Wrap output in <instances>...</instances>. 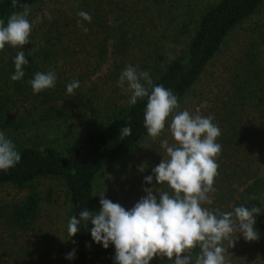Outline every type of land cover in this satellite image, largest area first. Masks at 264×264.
I'll return each instance as SVG.
<instances>
[{
  "label": "trees",
  "instance_id": "obj_1",
  "mask_svg": "<svg viewBox=\"0 0 264 264\" xmlns=\"http://www.w3.org/2000/svg\"><path fill=\"white\" fill-rule=\"evenodd\" d=\"M51 1L54 0H18L17 8L13 9L12 0H0V19L6 22L13 11H22L20 4L26 3L32 9ZM107 2V0H85L84 10L87 9V13L92 17L91 22H86L87 27L94 23L101 26L100 18L103 13L100 15L97 11H100L101 4ZM263 3L264 0H217L200 13L193 20L192 25L185 22L175 24L172 28L174 30L172 38L165 36L163 41L147 42V46L154 47V50L136 59L138 70L147 71L154 84H162L170 89L178 97V103L182 102L198 84L206 68L218 56L228 35L255 14ZM90 9H93V13L89 11ZM65 19L64 25H68L69 21ZM57 24L58 21L54 25ZM50 31L54 33L51 38H56L58 41L68 34L60 32L58 26ZM103 31L113 39V58L117 63L113 62L112 68L100 78L105 85L112 84L118 87L117 80L123 68L120 65L124 55L122 52L128 48L130 39L124 28V22L113 28L108 26ZM90 33L94 34L91 30L84 33L85 38L90 37ZM257 34L258 52L252 50L254 53H247L249 57L240 61L242 67L234 73L230 88L223 95L216 96L217 102H212L207 113L202 114L204 117L209 115L214 117L212 122L221 130L216 142L222 146L216 158L219 167L213 185L215 192L209 194L212 203L202 206L210 210L219 209L221 212L233 211L238 206L249 209L253 206L259 207L261 212L256 217L254 227L263 235L264 28L258 30ZM35 45L29 43L11 51L1 70L4 73H0V81L2 78L9 80L13 89L21 93L24 87L29 86L28 89L32 90L29 81L34 78L35 73L41 72L39 59L50 55V47L39 45H37L38 50L30 54L31 49L37 48ZM106 47L104 42L103 50ZM5 49L10 50L11 46L6 45L0 50V55ZM19 51L25 52L28 63L23 66L24 77L13 82L10 77L15 72L14 58ZM99 54L98 58L103 61L105 59L103 52L100 51ZM59 85L61 86L49 92L46 89L40 94L50 99L49 101L56 100L62 96L61 92L66 93V85L63 86L61 83ZM56 93L58 97L52 99ZM31 94L29 93L30 96L35 97L33 93ZM90 96L84 98H90L92 102L93 98ZM129 96L121 103L105 101L103 106L99 104L104 111L102 113L99 111L100 108L97 109L94 125L89 129L76 131L65 145L54 142L29 145L14 143L21 160L13 168L0 171V186L30 187V191L18 201L0 205V226L8 230L10 237L16 241L23 234L29 235L35 231L40 196L34 188V183L41 179H56L62 182L68 207V222L72 216L79 218V213L85 209L98 214L95 179L105 169L126 157L147 135L144 127L147 98L139 99L135 105H129ZM93 97L102 96L95 94ZM224 97L227 99L224 100ZM5 114L8 117L12 116L11 107H7ZM0 122L4 126H14V121L6 118L5 115L0 116ZM125 126L131 128V135L121 140L120 129ZM164 156L166 158V153ZM155 184L159 192L167 191L172 194L167 184L158 185L156 180ZM252 196L256 199H251ZM90 228V223L87 228L82 224L75 236L68 235L64 251L62 250L64 254L58 259L59 264H115L114 245L110 244L105 249L102 244L95 243ZM33 245V249L18 248L15 252L17 259L13 258V264H35V260L39 258L37 255L39 246L37 243ZM73 249H75V257L71 260L66 259L67 254ZM199 251L197 246L192 250V255L195 256ZM42 253H45V250ZM7 256L12 258L13 254ZM150 264H174V258L168 260L166 257L157 256L150 261Z\"/></svg>",
  "mask_w": 264,
  "mask_h": 264
},
{
  "label": "rangeland",
  "instance_id": "obj_2",
  "mask_svg": "<svg viewBox=\"0 0 264 264\" xmlns=\"http://www.w3.org/2000/svg\"><path fill=\"white\" fill-rule=\"evenodd\" d=\"M107 1L101 4L100 11H97L100 15L103 13L100 18L101 26L90 23L91 25L87 27V21L83 22L84 26L94 33L92 35L90 33L88 38H85L84 32L78 26L77 22L80 18H75L78 12H87L83 7L85 0H54L31 9L28 19L35 21L39 15L42 21L33 23L29 43L50 47V55L39 59V67L41 72L46 73L51 70L56 75L55 86L47 89L48 92L61 86L60 83L65 86L73 80H78L80 87L75 90L73 96L61 92V97L49 101L50 99L40 93L32 97L33 91L28 89L29 86L24 87L21 93L13 89L9 80L2 78L0 116L5 115L6 118L13 120L14 126H4L0 122V131L16 145L52 142L65 145L76 131L86 130L94 125L97 109L103 106L105 101L121 103L128 98L129 93L124 89L112 84L105 85L100 78L112 68L115 61L113 39L103 29H107L108 26L113 28L124 22L130 40L128 48L122 52L124 55L120 65L123 67L122 70L128 65L137 67L136 59L154 50V47L147 46V42L163 41L165 36L172 38L174 35L172 28L175 24L185 22L192 25L193 20L217 0ZM89 11L93 13V9ZM45 12L51 16V19L44 15ZM59 13L61 15H58ZM65 16L68 18L65 19ZM64 19L69 21L68 25H64ZM56 21L59 31L68 33L59 41L51 38L54 33L52 34L50 30L57 27L54 25ZM263 28L264 3L255 14L228 35L218 56L206 68L198 84L179 103L175 112L188 110L191 114H195L196 108L204 104L200 114L207 113L212 102H217L215 97L223 95L230 88L234 73L242 67L240 61L249 57L248 52H258L256 35L258 30ZM104 42L107 47L103 50ZM14 50L16 48L11 47L10 50L5 49L1 53V74L4 73L1 70L11 51ZM100 51L105 57L103 61L98 58ZM95 94L102 97L94 98ZM84 96L92 97L93 101L90 102V98L86 99ZM53 97L52 99H55L58 94ZM226 99L224 97V100ZM7 107H11V118L5 114ZM100 109L99 111H104L103 108ZM171 118V116L168 118L165 129L159 137L153 139L147 134L126 157L97 176L95 194L98 199V213L101 209L100 194H104L105 198L113 203H119L126 210H130L135 203L147 195L145 188L153 189V194L159 200L155 177L153 176L151 184L145 183V177L153 175L152 169L162 161L163 157L165 158V150L161 147V142L167 140L169 145L174 143L168 130ZM34 188L40 196L35 231L29 235L23 234L15 241L10 237L8 230L0 226V263L13 264L14 259H17L15 252L18 248L33 249V244L36 243L39 246L37 248L35 245L39 258L35 260V264H59L58 259L64 254L63 248L68 239L65 188L62 182L56 179H41L34 183ZM29 191L30 187L0 186V205L18 201ZM238 236L239 239L232 248H228V242L224 241L225 256L229 264H264V234H259L258 240L246 241L242 235L234 233L232 239ZM42 249L45 253H42ZM10 253L13 254L12 258L7 256Z\"/></svg>",
  "mask_w": 264,
  "mask_h": 264
},
{
  "label": "clouds",
  "instance_id": "obj_3",
  "mask_svg": "<svg viewBox=\"0 0 264 264\" xmlns=\"http://www.w3.org/2000/svg\"><path fill=\"white\" fill-rule=\"evenodd\" d=\"M18 0H12L11 7L16 9ZM22 11H13L6 22L0 19V50L6 45L13 48L29 44L33 23L42 21L37 16L35 21L28 19L31 8L20 4ZM44 15L51 19L45 12ZM77 15V23L84 33L88 28L83 22H91L92 17L84 11ZM37 48L30 51L34 53ZM28 63L24 51L17 52L14 58L15 72L10 79L21 80L25 73L23 66ZM56 75L53 71L37 72L29 81L33 94L53 88ZM117 86L130 94L129 105H135L139 99L147 98L144 110V127L147 134L156 139L165 129L171 116L169 132L174 143L161 142L166 158L152 169L153 175L145 177V183L151 184L153 176L158 185L167 184L172 194L167 191L153 194V189L145 188L146 196L126 210L119 203H113L100 194L101 209L98 214L87 209L79 213V218L72 216L67 225V232L73 237L83 227L91 224L90 234L93 241L107 249L115 247V264H150L154 257H166L174 264H229L226 259L224 241L228 248L235 245L234 233L242 235L246 241L259 239L255 229L256 217L261 209L253 206L235 207L233 211L221 212L210 210L203 204H211L210 193L218 175L216 158L222 146L217 143L221 135L220 128L212 121L214 117H204L198 106L195 114L188 110L175 112L179 107L178 97L162 84H154L147 71L128 65L121 71ZM80 87L78 80L66 85V93L73 96ZM206 104V102H205ZM175 112V114H173ZM131 135L128 126L120 129V139ZM21 160L14 142L0 131V171L13 168ZM251 199H256L252 196ZM74 242V241H73ZM199 246V253L192 255V250ZM75 257V249L69 252L66 259Z\"/></svg>",
  "mask_w": 264,
  "mask_h": 264
}]
</instances>
